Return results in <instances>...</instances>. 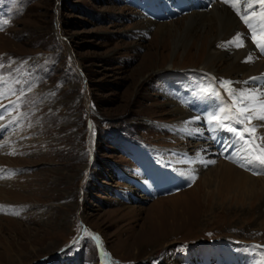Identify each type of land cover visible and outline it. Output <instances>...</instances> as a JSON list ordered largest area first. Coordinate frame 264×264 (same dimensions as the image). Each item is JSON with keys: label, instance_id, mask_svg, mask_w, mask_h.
<instances>
[{"label": "rangeland", "instance_id": "374dc122", "mask_svg": "<svg viewBox=\"0 0 264 264\" xmlns=\"http://www.w3.org/2000/svg\"><path fill=\"white\" fill-rule=\"evenodd\" d=\"M138 2L0 0V20L11 18L0 31V264H107L103 244L111 264H163L178 249L183 264H228L236 251L264 264L263 206L203 185L230 138L213 147L205 122L203 138L171 129L172 104L198 115L191 105L233 88L202 69L201 42L175 48L148 22L177 27L192 12L164 22L163 0ZM185 155L201 173L174 168ZM149 158L181 179L172 190L189 186L148 197Z\"/></svg>", "mask_w": 264, "mask_h": 264}, {"label": "bare ground", "instance_id": "6f19581e", "mask_svg": "<svg viewBox=\"0 0 264 264\" xmlns=\"http://www.w3.org/2000/svg\"><path fill=\"white\" fill-rule=\"evenodd\" d=\"M233 3H235V8L232 7ZM209 5L210 6L206 10L192 12L189 16H187V19L183 22V24L177 27L175 22L161 24L148 19L147 20L150 26H157V32H160L161 34L169 30L172 33L175 48H186L187 44L191 41H193L192 46L195 47L197 41L201 42L199 54L197 56L199 58L203 57L202 69L211 72L215 77H222L225 79L226 84L229 81L233 82L231 85L233 89H244L247 91L249 88H253L256 85H264V54H259L254 50L253 46L251 45L252 39L242 26L243 21L237 14V9H241L240 7L242 5V0H239V2H237V0H229L228 4L221 2V0H210ZM199 32L205 34H202L203 36L198 35ZM174 33H176L175 36ZM238 33L246 34L247 38L243 40H236ZM257 34L259 35V33ZM227 41H232V43L226 44L225 42ZM217 64L223 66V72L220 74L217 73V69L215 70V65ZM250 78L255 79L250 81ZM172 105L175 107L174 112L180 117L174 121L171 129L178 134H194L196 128L199 127L200 137L203 138L206 133V127L203 128L200 124L204 123L205 121H200V119L196 120L195 118L197 116H192L190 115L191 113L188 114L177 104ZM215 105L218 106L219 104L215 103ZM254 115H258V113ZM151 124L156 125L155 122H151ZM245 125V134L248 135L247 127ZM248 125H250V128L253 125H262L258 126L255 133L251 136L254 154L260 155L259 152H262L260 151L259 147L256 146L261 145V143L258 141L256 136L261 137L264 140V121L254 119ZM208 129L212 132L210 134L212 135L211 139L214 142L212 143L213 147L219 145L220 141H222V138H230L231 140H225L224 145L221 144L224 151L222 150V154L219 153V159L222 157L226 163L224 162V164L218 165V167L214 166L212 169L208 170V173L205 175L206 179L203 182L205 188L212 189V187H214L213 189L222 191L235 198L242 197L249 200H257L264 208V174H253V171L248 170V167L250 166H245L244 161L240 158V155L233 149H229L227 152L225 151V144L227 145L233 143L235 148L237 146L240 147V142L238 141L236 134L230 133L224 129L212 131L209 125L207 126V132ZM235 143H237V146ZM182 152L185 151L183 150ZM196 153H198L197 157H199L198 161L201 165L204 163L207 164L209 162L201 149H199ZM225 154L228 155L227 158H225ZM185 156L186 157L176 161L174 168L182 169L183 171L187 170L188 173L194 174L200 172L201 169H204L198 162L195 163V158H188L187 155ZM144 170L146 171L148 177L146 178L147 181L145 182L146 184H151L152 189L172 190L173 187H176L175 185L179 186L182 184L180 183L181 179L175 178L174 173H171L170 171L164 172L166 169L151 159L150 162L145 165ZM254 171L259 173L262 171V168L257 167L254 169ZM149 184L148 186H150ZM195 189H191L190 193L188 194L190 195L187 198L188 200H190L192 192ZM211 193L209 192L208 194ZM179 195L177 194L175 196ZM151 239L149 238L147 240ZM180 252V249L174 250L171 254L172 258L165 259L163 264H183V262L177 259L179 258ZM174 253H177L178 255ZM228 264H249V262L246 260V258H244L243 262V259L240 261V257H229Z\"/></svg>", "mask_w": 264, "mask_h": 264}, {"label": "snow or ice", "instance_id": "6c2138e0", "mask_svg": "<svg viewBox=\"0 0 264 264\" xmlns=\"http://www.w3.org/2000/svg\"><path fill=\"white\" fill-rule=\"evenodd\" d=\"M221 2L228 4L229 0H221ZM239 2V0H237ZM256 3L262 7L255 9L251 0H243V8L237 9V14L240 19L252 30V42L260 49L261 53H264V0H255ZM235 8V3L232 4ZM258 17L259 22L257 24L251 23V18ZM11 18H5L0 20V31L4 30V26L9 24ZM259 30V35L257 34ZM246 34H237L236 40L246 39ZM231 44L232 41L225 42ZM242 46V45H241ZM250 59V57H249ZM255 78H250V81ZM233 82L229 81L227 84L232 85ZM249 83V82H244ZM201 92H206L205 89H201ZM211 97L219 101V106L212 111H208L203 117L205 122L209 125L212 131L224 129L230 133H235L240 147L235 148L233 144L225 145V151L233 149L236 151L240 158L244 161L248 170L253 171V174H264V155H255L253 145L251 143V136L255 133L256 128L262 125H253L247 129L248 135L245 134L243 127L244 123H251L254 119L264 121V85H256L253 88H249L247 91L244 89H233L227 93V99L221 96L219 92L213 90L210 94ZM18 107V106H14ZM258 113V115H254ZM2 118V117H0ZM196 120L201 119L196 117ZM239 125V127H238ZM260 151L264 153V145H257ZM214 163V161H212ZM260 167L262 171L257 173L255 168ZM16 174L15 172L10 173ZM18 214V213H17ZM97 239H99L97 237Z\"/></svg>", "mask_w": 264, "mask_h": 264}]
</instances>
